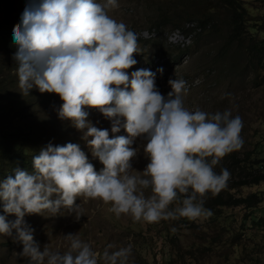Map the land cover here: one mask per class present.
<instances>
[{
	"label": "clouds",
	"instance_id": "9594fccd",
	"mask_svg": "<svg viewBox=\"0 0 264 264\" xmlns=\"http://www.w3.org/2000/svg\"><path fill=\"white\" fill-rule=\"evenodd\" d=\"M118 7L117 0H30L13 27L20 92L26 96L36 86L41 93L58 94L59 118L87 129L84 138L93 137L87 143L104 166L98 173L76 143H50L33 156L34 173L17 167L14 178L0 181V235L12 236L15 229L14 241L23 244L19 255L30 264H128L131 244L115 251L108 244L101 253L75 234L65 236L67 250L45 246L41 251L24 217L55 216L64 208L78 220L84 213L75 201L81 197L102 201L117 218L123 214L134 222L206 218L208 194L217 195L230 178L227 169L217 173L215 166L242 147L241 117L228 110H188L184 80L170 79L172 90L165 97L152 71L138 69L129 77L124 70L137 63L138 37L109 15ZM85 107L112 119V133L120 131L118 118H126L122 127L128 136L109 138L107 129L88 121ZM135 137L146 140L149 162L142 171L131 164L138 151L130 147ZM177 201L179 206L171 208ZM10 214L16 219L7 220Z\"/></svg>",
	"mask_w": 264,
	"mask_h": 264
},
{
	"label": "rangeland",
	"instance_id": "374dc122",
	"mask_svg": "<svg viewBox=\"0 0 264 264\" xmlns=\"http://www.w3.org/2000/svg\"><path fill=\"white\" fill-rule=\"evenodd\" d=\"M242 1L251 21H264V0ZM29 3L30 0H6L1 18L14 27L21 22L24 8ZM117 3L119 7L109 15L117 22H123L138 37V52L133 53L137 63L124 70L130 78L138 69L152 71L156 74V87L165 97L172 90L168 81L182 79L186 82L183 102L188 110L200 109L210 114L228 110L233 117H241L242 147L225 155L214 168L217 173L222 169L229 171L227 186L214 197L208 194L204 208L211 215L196 220L181 217L153 223L134 222L123 214L117 218L108 211L110 205L102 201H85L77 197L75 203L81 204L84 213L78 220L75 213L68 214L61 208V214L55 216L26 214V226L33 230L41 251L47 246L63 252L70 243L65 236L75 234L101 253L108 244L115 246L110 251L131 244L128 264H264V182L256 185L239 183L245 180L243 168L248 169L251 165L253 169L252 165L256 168L264 164V70L255 71L243 48L235 41L230 43L227 19L220 17L214 23L210 20L208 25L199 27L198 18L212 7V0H117ZM255 34L257 37L263 35L258 30ZM15 47L12 42L8 50ZM7 52L0 47L1 75L16 73L18 67L14 54L8 56ZM16 93L22 94L19 88ZM26 100L29 102L18 112L10 113L13 129L23 137L33 135L39 152L50 143L53 146L76 143L94 169L100 172L104 166L93 156L87 143L93 137L84 138L87 129L78 130L69 120L59 118L63 101L58 94L41 93L34 86ZM84 110L89 113L87 119L93 126L109 131V138L128 136L122 127L126 118H118L120 131L112 133V119L94 107ZM26 141L30 142V139ZM145 144L143 137H135L130 145L138 149L131 160L136 171H142L149 162L143 153ZM245 152L256 160H242ZM232 156L238 161L232 162ZM248 163L251 164L248 166ZM252 192L261 199L255 206L232 202ZM149 194L150 190H145V195ZM220 200H223L222 204ZM178 206V201L170 205L171 208ZM0 214H3L2 206ZM6 219L12 221L16 217L10 214ZM15 236V229L12 236L0 235V264H30V258L19 255L23 244L14 241Z\"/></svg>",
	"mask_w": 264,
	"mask_h": 264
},
{
	"label": "trees",
	"instance_id": "16d2710c",
	"mask_svg": "<svg viewBox=\"0 0 264 264\" xmlns=\"http://www.w3.org/2000/svg\"><path fill=\"white\" fill-rule=\"evenodd\" d=\"M5 1L0 0V37L2 38V40L0 38V45H2L0 47L8 51L7 55L9 56L15 54L17 46L8 50L13 42V27L8 23V20L1 18V10ZM212 1L213 5L209 8L208 12L198 18L199 27L202 28V26L208 25L210 20L214 23L220 17L227 19L229 28L228 40L230 43L231 41H235L239 47L243 48V52L255 71L264 70V21H251L247 7L242 0ZM257 30L262 32L263 35L257 37L255 34ZM17 89L18 79L15 72L5 73L4 75L0 74V179L2 180L8 176L14 177V169L17 167L21 170L34 173L33 156L39 154L37 140L32 139L33 135L32 137H23L21 133L13 129V121L10 119L11 111L18 112L25 103L29 102V100H26L27 95L24 96L23 94L16 93ZM19 96L21 97L20 99ZM26 139H30V142H27ZM235 159L236 157L232 156V162ZM241 159L248 162L256 160L251 158L249 152H245ZM250 164L248 163V166ZM252 167L253 169H251L250 165L248 169H242L245 180L240 181V184L256 185L264 182V164L262 163L256 168L254 165ZM260 201V197L254 192L232 200L234 204H243L247 207H253ZM221 202L223 200L219 201L220 204H222Z\"/></svg>",
	"mask_w": 264,
	"mask_h": 264
}]
</instances>
